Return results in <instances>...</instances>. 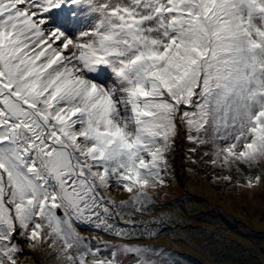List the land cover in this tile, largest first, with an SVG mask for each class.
Listing matches in <instances>:
<instances>
[{"label": "snow or ice", "instance_id": "obj_1", "mask_svg": "<svg viewBox=\"0 0 264 264\" xmlns=\"http://www.w3.org/2000/svg\"><path fill=\"white\" fill-rule=\"evenodd\" d=\"M178 158L264 192V0H0V264H185Z\"/></svg>", "mask_w": 264, "mask_h": 264}, {"label": "rangeland", "instance_id": "obj_2", "mask_svg": "<svg viewBox=\"0 0 264 264\" xmlns=\"http://www.w3.org/2000/svg\"><path fill=\"white\" fill-rule=\"evenodd\" d=\"M180 150L178 145L177 157ZM180 163L178 158L175 182L157 197L163 206L175 199L184 201L180 208L170 205V219L179 225L171 228L167 221L164 234L154 243L192 264H264V192L257 190L251 197L244 191L226 192L203 174L188 173ZM171 236L186 237L188 244L172 242ZM35 264H44L43 254H35Z\"/></svg>", "mask_w": 264, "mask_h": 264}, {"label": "trees", "instance_id": "obj_3", "mask_svg": "<svg viewBox=\"0 0 264 264\" xmlns=\"http://www.w3.org/2000/svg\"><path fill=\"white\" fill-rule=\"evenodd\" d=\"M177 202H176V206L178 207V208H180L182 205H183V203H184V201L182 200V199H177L176 200ZM194 211V210H193ZM179 212H183L184 213V211L183 210H180ZM189 213H193V212H189ZM197 218H199V216L197 217ZM200 221V220H199ZM177 223L178 222H172V226H175V227H178V225H177Z\"/></svg>", "mask_w": 264, "mask_h": 264}]
</instances>
